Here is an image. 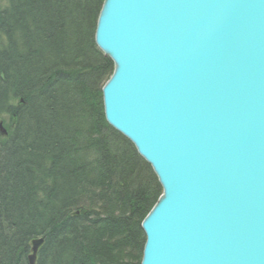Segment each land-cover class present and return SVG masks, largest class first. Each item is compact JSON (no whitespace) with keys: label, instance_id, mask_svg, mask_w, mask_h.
I'll list each match as a JSON object with an SVG mask.
<instances>
[{"label":"water","instance_id":"water-1","mask_svg":"<svg viewBox=\"0 0 264 264\" xmlns=\"http://www.w3.org/2000/svg\"><path fill=\"white\" fill-rule=\"evenodd\" d=\"M95 41L106 119L163 188L141 264H264V0H105Z\"/></svg>","mask_w":264,"mask_h":264},{"label":"trees","instance_id":"trees-1","mask_svg":"<svg viewBox=\"0 0 264 264\" xmlns=\"http://www.w3.org/2000/svg\"><path fill=\"white\" fill-rule=\"evenodd\" d=\"M105 0H0V264H141L163 193L106 119Z\"/></svg>","mask_w":264,"mask_h":264},{"label":"bare ground","instance_id":"bare-ground-1","mask_svg":"<svg viewBox=\"0 0 264 264\" xmlns=\"http://www.w3.org/2000/svg\"><path fill=\"white\" fill-rule=\"evenodd\" d=\"M34 241V240H33ZM32 247H33V242H32Z\"/></svg>","mask_w":264,"mask_h":264}]
</instances>
